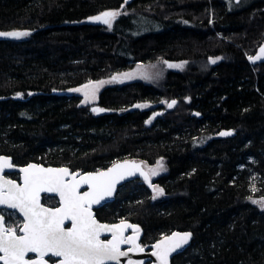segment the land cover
Here are the masks:
<instances>
[{"label": "trees", "instance_id": "1", "mask_svg": "<svg viewBox=\"0 0 264 264\" xmlns=\"http://www.w3.org/2000/svg\"><path fill=\"white\" fill-rule=\"evenodd\" d=\"M105 11L120 13L111 28L86 22ZM13 31L29 35L0 41V154L82 172L163 159V196L129 182L98 220L139 225L141 245L189 231L171 264H264V209L250 201L264 197V58L249 63L264 45V0H0V32ZM137 63L161 81L106 86L81 104L82 85Z\"/></svg>", "mask_w": 264, "mask_h": 264}, {"label": "snow or ice", "instance_id": "2", "mask_svg": "<svg viewBox=\"0 0 264 264\" xmlns=\"http://www.w3.org/2000/svg\"><path fill=\"white\" fill-rule=\"evenodd\" d=\"M120 13L105 11L90 18L93 22H100L111 28L114 19ZM28 32L13 31L0 32V37L20 39L28 36ZM264 54V47L260 49ZM262 56L250 57L255 62ZM216 63V60H211ZM168 67H182V65L169 64ZM124 78H133V73L122 74ZM117 79L113 77V80ZM101 84L104 82H100ZM79 91V89H77ZM95 96V86L91 93H85V99ZM176 104L173 100L167 103L168 108ZM147 105H144L146 107ZM137 107H141L137 105ZM93 112L103 109L93 108ZM160 113H157L159 115ZM198 115V114H197ZM222 136H231L232 132H221ZM5 167H11L10 161L0 158V172ZM137 166L130 164H115L107 171H98L77 179V174H70L67 168H43L29 165L21 169L24 173L23 186L0 175V205L17 209L24 217L20 228L21 235H17L12 228L5 227L3 216H0V261L2 264H48L46 256L59 257V264H119L120 258L128 255V251H143L137 243L139 228L125 224L118 226L100 224L94 218L92 205L111 196L116 184L126 175L135 174ZM162 168V165H160ZM157 169L141 171L140 175L149 183L150 175H158ZM71 176L70 179H67ZM87 185L88 190L80 192L82 186ZM156 196L163 195L162 189L154 188ZM41 193H55L59 196V206L55 208L44 207L41 204ZM153 197V199L156 198ZM264 208V203H261ZM71 226L65 228V223ZM133 228V235L125 236L127 228ZM105 233L111 235L110 239H101ZM191 234L174 233L172 237L154 247L153 255L161 264H167L168 255L187 244ZM130 245L128 251H121V245ZM29 253L38 255V259H26ZM128 264H133L131 260Z\"/></svg>", "mask_w": 264, "mask_h": 264}, {"label": "water", "instance_id": "3", "mask_svg": "<svg viewBox=\"0 0 264 264\" xmlns=\"http://www.w3.org/2000/svg\"><path fill=\"white\" fill-rule=\"evenodd\" d=\"M86 22L87 23H97V22H93L90 18H87V21ZM6 39H13V38H10V37H0V41L1 40H6ZM257 56H262V58L255 60V62H253L252 60L249 59V63L254 64V63H257V62L261 61L264 58V54H261L260 53V50L258 51V53H256L252 57H257ZM95 107L96 106H94L93 108H95ZM0 158H5V159L9 160L10 161V164H11V167H5L3 169V171L0 172V175H2L4 179L10 180V181H12V182H14V183H16L18 185H21V186H23V176H24V173L21 171V169L26 168L29 165H37V166H40V167H43V168H53V169L67 168L69 170V173L70 174H77V173L79 174L77 176V179H79L80 177H82L84 175H87V174H95L98 171H107L108 169L112 168L115 164H130V165L137 166L136 169H135V174H133V175H126L123 179H121L116 184L115 190L113 191V193H112L111 196H109L105 200L101 201L100 204H94V205H92V213H93L94 218L97 220V222L100 223V224L108 225V226H118V225L121 224L122 221L121 222H117V223L101 222V221H99L95 217V211L94 210L97 209V208H100L101 206H103L106 203L111 202L113 200L114 195H115V192H116V190H117V188L119 186H121V185H123L125 183H128V182H130L132 180L138 179V178L139 179H144L143 176L140 175V172L141 171L147 172L144 169V167H143L142 161L137 160V159H122V160L115 161L114 163H112L111 165H109L107 168H104L102 170L81 173L79 171H73L72 172L69 169V167H67V166H60V167H56V166H44V165L39 164V163H28L26 165H16V164L13 163V160H12V158L10 156L3 155V154H0ZM9 174H17L18 175V179H14V178L9 177L8 176ZM70 178H71V176H69L67 179H70ZM147 185L149 186V183L148 182H147ZM87 190H88L87 185H84V186L81 187L80 192L83 193L84 191H87ZM45 195L55 197L57 199V201H58V206H59V196L57 194H55V193H41V204L44 207H48V206H46V205H44L42 203V197L45 196ZM58 206H56V207H58ZM49 208H55V207H49ZM2 210L15 212L17 214V216H19L21 218L22 225H23V223H24V217L22 216V214L17 209H11V208H7L4 205H0V216H3L1 214V211ZM3 221H4L5 227H7L6 226V219H5L4 216H3ZM123 222L125 224H128V225H131L133 227H138L139 228V225H137V224H133V223H131L129 221H123ZM67 224H69V227L71 226V222L70 221H67L65 223V228H68V227H66ZM22 225L20 226V228L22 227ZM20 228H19V230H20ZM174 233L185 234V233H189V232L174 230V231L170 232L169 234H166V235L162 236L161 238L155 240L152 243H149V244H147L145 246H141V244L139 242V240L141 238V231L139 229V233L137 234L138 235L137 243L140 245V247L143 249V251H139V252H137V251H128V249L131 247L130 245H127V244L121 245V251H123V249L126 248L124 251H128V255L125 256V257H121L119 264H128V261L129 260H131L133 262V264H161L160 260L157 259V257L153 255V252L156 251V248L154 246L156 244L161 243L162 241H165L168 238L172 237ZM21 234L22 233L20 231L17 233V235H21ZM124 235L126 237L133 235V228H131V227L130 228H127L125 230V232H124ZM102 238H108V239H110L111 238V235L109 233H105V234H103L101 236V239ZM191 239H192V235L190 236V239H189V241H188L187 244H183L181 247L177 248L175 251H172L168 255L167 264H171L172 257L175 256V255H177L178 253L184 251L190 245ZM0 255H2V253H0ZM48 257H51V256L50 255L49 256H46L45 257V260L46 261H48L47 260ZM53 258H57V260L55 262L48 261V264H59L60 258L59 257H53ZM26 259H38V255L35 254V253H29L28 256H26ZM0 264H2V261H0ZM108 264H115V262H108Z\"/></svg>", "mask_w": 264, "mask_h": 264}, {"label": "rangeland", "instance_id": "4", "mask_svg": "<svg viewBox=\"0 0 264 264\" xmlns=\"http://www.w3.org/2000/svg\"><path fill=\"white\" fill-rule=\"evenodd\" d=\"M26 37H22V38H26ZM172 64L173 65H182V67H179V68H177V67H169L170 69L175 70V71L183 69L184 65H185L184 62H177V63H172ZM124 73H133L134 76L131 79L124 78L122 76V74H124ZM162 75H163V70L160 69L158 66H156L154 64L137 63L130 70H127V71H124V72H120V73L114 74L112 76H109L107 78H103V79H100V80H97V81L87 82L86 84L82 85L79 88V91H78L79 94L82 97L81 104L88 105V104L95 103L97 101V99H98V95H99L100 91L106 86H110V85H113V84H122V83L134 82V81L158 83V82L161 81L160 78H161ZM113 77H116L117 79L113 80ZM100 82H104V83L101 84ZM93 86H95V96L92 97L91 95H89V98L86 100L85 99V93L86 92L87 93H91L92 89H93ZM142 107H144V105H142ZM160 165H162V168H160ZM144 167H145V170H147V171L149 169H157L158 173L161 174L164 171V169H165V160L158 159L156 161V163L153 164V165H148V164L145 163ZM151 176H155L156 177L157 175H151ZM155 188L161 189L158 185H155ZM151 196L153 198L154 196H156V193L153 192V194ZM161 196H163V195L156 196L155 199H158ZM252 201L259 208L261 207V203H264V199H263V201H260V200H252ZM1 214H2V211H1ZM21 225H22V223H21ZM16 227L17 226L8 227V228H12V229H14L16 231V233H18L20 227L18 229Z\"/></svg>", "mask_w": 264, "mask_h": 264}, {"label": "flooded vegetation", "instance_id": "5", "mask_svg": "<svg viewBox=\"0 0 264 264\" xmlns=\"http://www.w3.org/2000/svg\"><path fill=\"white\" fill-rule=\"evenodd\" d=\"M156 114L154 115V113L153 114H150L149 115V119H150V121L152 122V121H154L159 115H161V111H159V110H157L156 112H155ZM157 113H160L159 115H157ZM118 160H122V159H117V160H115V161H118ZM137 160H140V159H137ZM114 161V162H115ZM140 161H142V160H140ZM114 162H112V163H114ZM112 163H110L109 165H111ZM142 163H143V167H144V165H145V161H142ZM146 164H148V163H146ZM108 165V166H109ZM148 165H150V164H148ZM107 166V167H108ZM107 167H105V168H107ZM102 169H104V168H102ZM102 169H99V170H102ZM144 169H145V167H144ZM71 170V169H70ZM72 171V170H71ZM79 171V170H78ZM96 171H98V170H96ZM147 171V170H146ZM73 172V171H72ZM79 172H81V173H84V172H82V171H79ZM90 172H92V171H90ZM160 175V174H159ZM158 176V175H157ZM18 179V178H17ZM154 181H155V176H151L150 175V182H151V185H152V187H149L148 185H147V182L144 180V179H135V180H132V181H130L131 183L132 182H134V183H144L145 185H146V187L149 189V191H150V193H151V195L153 194V192H154V188H155V185H157V184H154ZM129 183V182H128ZM125 184H127V183H125ZM125 184H123V185H121V186H119L118 188H117V190H116V192H115V195H114V198H113V200L111 201V202H109V203H113L114 202V200L116 199V197H117V193L119 192V188L120 187H123ZM160 187V186H159ZM161 188V187H160ZM162 189V188H161ZM45 196H48V195H45ZM53 197V196H52ZM56 199V198H55ZM263 199H264V197H262V198H260V199H254V198H250V201L253 203V201L252 200H260V201H263ZM56 202H54L53 204H51V205H46V204H44V205H46V206H48V207H56V206H58V201H57V199L55 200ZM109 203H106V204H109ZM106 204H104L103 206H105ZM254 204V203H253ZM103 206H101V207H103ZM100 207V208H101ZM258 207V206H257ZM100 208H97V209H95L94 211H95V217H96V210H98V209H100ZM261 208V207H260ZM97 218V217H96ZM98 219V218H97ZM100 221V220H99ZM121 221H128V220H123V219H120V220H117V221H113V222H108V223H117V222H121ZM102 222V221H101ZM130 222V221H129ZM132 223V222H131ZM133 224H135V223H133ZM66 227H69V224H67L66 225ZM129 234V233H128ZM102 239H104V240H107L108 238H102ZM140 241V240H139ZM145 245H147V244H145ZM145 245H141V246H145ZM126 249V248H125ZM125 249H123V251L125 250ZM47 260L48 261H50V262H55L56 260H57V258H53V257H48L47 258Z\"/></svg>", "mask_w": 264, "mask_h": 264}, {"label": "bare ground", "instance_id": "6", "mask_svg": "<svg viewBox=\"0 0 264 264\" xmlns=\"http://www.w3.org/2000/svg\"><path fill=\"white\" fill-rule=\"evenodd\" d=\"M6 40H7V39H6ZM1 41H2V40H1ZM258 49H259V48H258ZM257 51H258V50H257ZM254 64H255V63H254ZM170 102H171V101H170ZM170 102H169V103H170ZM178 231H179V230H178ZM186 232H189V231H186ZM189 233H190V232H189ZM182 252H183V251H182ZM180 253H181V252H180ZM178 254H179V253H178Z\"/></svg>", "mask_w": 264, "mask_h": 264}]
</instances>
